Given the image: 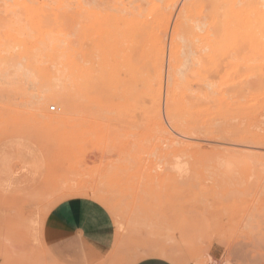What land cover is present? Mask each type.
Returning a JSON list of instances; mask_svg holds the SVG:
<instances>
[{
	"label": "rangeland",
	"instance_id": "374dc122",
	"mask_svg": "<svg viewBox=\"0 0 264 264\" xmlns=\"http://www.w3.org/2000/svg\"><path fill=\"white\" fill-rule=\"evenodd\" d=\"M6 1L0 0V155L11 148L12 172L32 165L35 173L26 183L0 185V264H57L44 245V222L57 203L78 197L110 214L118 264L146 257L264 264V8L179 0L165 37L164 96L153 110L125 97L129 85L142 86L117 65L105 33L124 0H58L47 4L41 29L13 6L16 0ZM211 6L220 13L212 15ZM50 85L76 100L77 121L57 128L44 119L60 113L59 96L42 112L34 109L37 88ZM84 108L96 117L83 118ZM85 117L86 133L77 128Z\"/></svg>",
	"mask_w": 264,
	"mask_h": 264
},
{
	"label": "bare ground",
	"instance_id": "6f19581e",
	"mask_svg": "<svg viewBox=\"0 0 264 264\" xmlns=\"http://www.w3.org/2000/svg\"><path fill=\"white\" fill-rule=\"evenodd\" d=\"M2 1H4V0H2ZM7 1H9V0H7ZM7 1H6V4H7ZM76 1H77L78 5H81V2H83L81 0H76ZM111 1H113V0H111ZM157 1L158 0H128V1L124 0V1L121 2V1L117 0L116 3L118 4V2H121L118 5L122 6L123 9L120 11V13L118 15L116 14L115 23L105 30V33L107 35H110V38L112 39V42L114 44L115 51H114L113 57H114L117 65L120 66L126 72V76L129 78L131 83L140 82L141 86H142V89H139L135 85H129L127 90H125V97L129 98V99H133V100H138V101L139 100H142V101L144 100L143 101L144 105L148 101L147 104L148 103H149V105L151 104V106L154 107V108H152L153 110L154 109L158 110V106L157 105L160 104V102H161V100L163 99V96H164L163 76H164L165 62H166V61H164V58H165L166 48H167L166 38L165 37L167 36V34L169 32L168 31L170 29L169 26H171L170 23H172L170 21V18L172 17L171 16L172 12L174 13V7L176 6V4L178 3L179 0H161V1L159 0L160 1L159 3ZM210 1H211V4L213 6H214V4H216L217 6H219L218 4H225V5L234 4L235 7H236L237 6L236 4H238V6H239V4H241L242 6H243V4H248V5L250 4V6L257 5L256 9H260V8L262 9V7L264 8V0H213V1L210 0ZM63 2H64V0H63ZM65 2L67 4L66 0H65ZM11 3H13V2H11ZM112 3L114 4V2H112ZM193 3H195V2L193 1ZM47 4H62V3L60 1H58V0H41V1H38V0H16V1H14V5L13 6L16 5V6L20 7V8H22L23 11H24V16H25L26 21L31 26H33L34 28L41 29L45 25L44 21L47 20L45 18L46 14H47L46 11H49V10H47V9H49L47 7ZM82 4H86L88 6L89 5V1L88 2L84 1V3H82ZM117 4H115V5H117ZM128 5H132V9L128 8L129 7ZM258 5L260 6L259 8H258ZM126 6H128L127 9H125ZM213 6H211L210 12H212V8H213V10H215L214 9L215 7H213ZM222 7H223V5L221 7L219 6L218 8L220 9ZM243 7H246V6L244 5ZM115 8H117V7H115ZM217 10H215V11L217 12ZM54 11H55V9H54ZM216 12H214V14H212V15H215V14L218 15L220 13V12L219 13L218 12L216 13ZM209 13H207V14L209 15ZM58 15H60V14H58ZM74 15L76 16L78 14H74ZM85 15H86V13H85ZM8 16H9V14H8ZM78 16H81V15H78ZM89 16H91V15H89ZM250 17H251V15H250ZM18 18H21V17L19 16ZM42 18L43 19L45 18V20L43 21ZM177 18L179 19L180 17L177 16ZM14 19H16V15H15ZM251 20H252V18H251ZM181 21H183V20H181ZM185 23H186V21H185ZM251 23H250V25L253 24V23L252 24ZM216 24H217V22H216ZM174 25H176L175 26V30H174L176 32V30H177V28L179 27L180 24H174ZM183 25H184V21H183ZM2 26H1V28H2ZM5 26H7V25H5ZM8 26H10V25H8ZM45 27H46V25H45ZM12 28H11V32H12ZM179 28H181V29H179L181 31L182 27H179ZM260 29L262 30V28H260ZM13 30H14V28H13ZM184 30L185 31L186 30L191 31L190 28L189 29H184ZM185 31H184V34H185ZM28 33H30V32H28ZM251 33H253V32H251ZM11 36L12 35L10 33L7 34L8 38L11 37ZM176 36H177V34H176ZM44 37H46V35ZM64 40H66V39H64ZM172 41H174V40H172ZM42 43L46 45L45 38L44 39L42 38ZM61 43H63L62 40H61ZM38 44H40V43H38ZM64 45L65 44L63 43V46ZM42 47H43V45H42ZM35 51H36V48H35ZM199 51H200V49H199ZM37 56H38V54H37ZM37 56H36V54L28 56V65L33 66L34 62L36 60L35 57H37ZM56 61H57V59H56ZM10 65H12V63ZM168 78H169V76H168ZM166 86H168V85H166ZM40 88H37V90H39V92H38V94L35 97L36 100L33 99V100H35V102L33 101L34 102L33 107L35 106L34 109L36 108V111L38 110V112H42V107L47 103L48 99L53 97V96H55V97L59 96L60 99H61V102L59 100V103H58V100L56 99L57 105H59L58 107H60V109H61L60 113L57 116H54V117L50 116L48 114H46V115L44 114V115H42L44 117V119H46L50 124L57 125V128L60 125L63 126L64 124H68V122L71 123L72 120H76V119L78 120L77 117L75 119L71 118L72 109H74V108H72V103H73L74 100L71 101V99H70L71 97L66 93L67 91L66 92L63 91L65 89H62V91H61L58 88H56L55 86H53V85L48 86L44 90H41ZM169 92H170V90L168 89L167 92H166V96H167V94L169 95ZM166 101L169 102V99L167 97H166ZM80 102H81V100H80ZM136 102L137 101L132 102L133 105ZM138 104H137V106H138ZM170 104L171 103H169V105ZM142 105L143 104H139L140 107ZM166 105H168V104H166ZM88 107H90V105H88ZM134 107H135V105H134ZM86 108H87V106H86ZM144 108L146 110V107H144ZM144 108L142 110H144ZM87 109L84 108L83 111L81 110L82 117L84 118L83 115L88 114V115H85V116L86 117L88 116L89 118H93V117H90V116H93L95 113L94 112H93L94 114L93 113H89L88 111H86ZM90 109H93V107H91ZM147 109H149V107H147ZM150 109H151V107H150ZM148 112L149 111H147V113ZM152 113H153V111H152ZM154 113L156 114V112H154ZM38 114H40V113H38ZM156 115L160 116L159 111H158V114H156ZM80 117L81 116H79V119H81ZM97 117H99V114H98ZM87 118L84 121H82L83 122L82 124H81V121H79L80 124L77 122V126H78L77 128L80 127V129L83 132H85V131L89 132L88 131L89 127L88 128L85 127V122L88 121ZM157 119L160 120V117L157 118ZM70 120H71V122H70ZM93 120H95V119H93ZM86 123L88 124V122H86ZM82 126H84V127H82ZM160 126L162 127V125H160ZM92 128H90L89 130H92ZM81 130L78 129L79 132ZM78 131H75V132L78 133ZM85 133H82V134H85ZM65 134H67V132H65ZM67 135H69V134H67ZM78 135H80V134L78 133ZM67 137H69V136H67ZM70 138H72V137H70ZM78 140H79V137H78ZM25 228H27V227H25Z\"/></svg>",
	"mask_w": 264,
	"mask_h": 264
},
{
	"label": "crops",
	"instance_id": "0c3cea01",
	"mask_svg": "<svg viewBox=\"0 0 264 264\" xmlns=\"http://www.w3.org/2000/svg\"><path fill=\"white\" fill-rule=\"evenodd\" d=\"M10 145L16 147L13 143ZM12 156L14 158L11 148L3 149L0 155L2 186L26 183V174L35 173V167L28 163L30 166L22 165L15 175ZM114 237V224L108 211L98 202L84 197L57 203L51 208L43 226L44 245L57 264H118L112 257ZM134 264L172 263L164 258L146 257Z\"/></svg>",
	"mask_w": 264,
	"mask_h": 264
},
{
	"label": "built area",
	"instance_id": "2783aa9c",
	"mask_svg": "<svg viewBox=\"0 0 264 264\" xmlns=\"http://www.w3.org/2000/svg\"><path fill=\"white\" fill-rule=\"evenodd\" d=\"M50 110H51V111H54V110H55V107H51Z\"/></svg>",
	"mask_w": 264,
	"mask_h": 264
}]
</instances>
